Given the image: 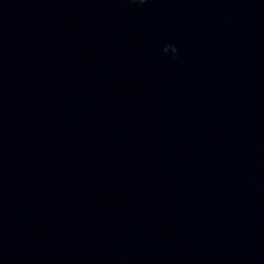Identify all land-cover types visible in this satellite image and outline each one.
<instances>
[{
    "label": "clouds",
    "instance_id": "clouds-1",
    "mask_svg": "<svg viewBox=\"0 0 264 264\" xmlns=\"http://www.w3.org/2000/svg\"><path fill=\"white\" fill-rule=\"evenodd\" d=\"M131 2H132V3L144 4V3L147 2V0H131ZM169 48L172 50V52H173L174 54L177 53V51H178V49H176L174 46H172V45H167V46H165V48H164V52L167 53V50H168Z\"/></svg>",
    "mask_w": 264,
    "mask_h": 264
}]
</instances>
